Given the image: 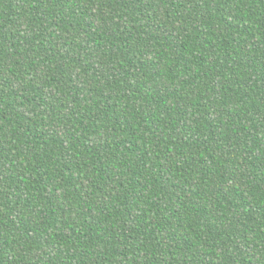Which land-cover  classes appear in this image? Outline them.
Listing matches in <instances>:
<instances>
[{
    "label": "trees",
    "instance_id": "trees-1",
    "mask_svg": "<svg viewBox=\"0 0 264 264\" xmlns=\"http://www.w3.org/2000/svg\"><path fill=\"white\" fill-rule=\"evenodd\" d=\"M0 264H264V0H0Z\"/></svg>",
    "mask_w": 264,
    "mask_h": 264
}]
</instances>
